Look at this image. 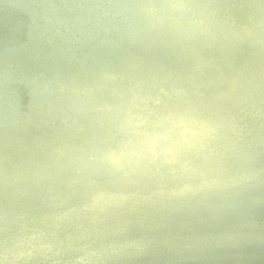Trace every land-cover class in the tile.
<instances>
[{
    "label": "bare ground",
    "instance_id": "1",
    "mask_svg": "<svg viewBox=\"0 0 264 264\" xmlns=\"http://www.w3.org/2000/svg\"><path fill=\"white\" fill-rule=\"evenodd\" d=\"M240 56L252 83L243 79L223 90L201 84L209 58L232 65ZM263 71L264 0H0V240L16 242L10 251L0 247V264H143L145 248L160 241L141 240L179 234L173 224L177 214L189 215L184 207L192 206L181 199L193 191L192 177L167 170L158 177L169 188L149 183L121 191L137 176L129 166L145 165L139 155L159 132L166 139L157 143L156 158L186 162L210 180L256 170L257 158L264 160ZM153 90L179 97L148 116L151 110L133 105L128 94ZM118 96L139 118L123 115ZM170 117L188 120L170 126ZM102 185L111 192L94 196ZM200 186L208 195L219 192L199 204L219 221L202 218L193 230L247 221L228 250L264 264V212L255 191H264V178L250 188ZM246 202L255 207L248 218ZM229 210L236 216L227 223L218 212ZM161 219L170 223H148ZM14 223L32 239H12Z\"/></svg>",
    "mask_w": 264,
    "mask_h": 264
},
{
    "label": "water",
    "instance_id": "2",
    "mask_svg": "<svg viewBox=\"0 0 264 264\" xmlns=\"http://www.w3.org/2000/svg\"><path fill=\"white\" fill-rule=\"evenodd\" d=\"M242 36L247 37L246 34H242ZM244 57H246V55H244ZM244 59L245 58H241L240 56L238 61H236L232 65H229L221 63L214 57L209 58V61L207 63V75L205 76L201 84H203V86L205 87H213V89L215 88L217 90H223V88H227L235 84L237 81L243 79L252 83L255 77L244 74V71L249 67V65L244 61ZM260 75V77L264 80V73H260ZM75 85L80 86L78 84ZM150 86L151 88H153V85ZM153 92L154 93L145 95L143 97H140L136 92H130L128 95L130 100L135 103L133 105L141 107L146 111L151 110L152 113L148 116H152L156 112L164 111L166 109V101L168 99L179 97L178 95L173 93L175 91L157 93L153 90ZM117 100V104L115 103V105L119 107L124 116L131 119L139 118V114L136 111H131L124 106L122 97L118 96ZM237 117L241 120L245 119L246 116L243 113H237ZM187 120L188 119L186 118L170 117L166 120V123L172 126L174 124H184L187 122ZM211 127L217 133L221 134L222 136H225V134L218 129L216 124H212ZM133 132L135 134L138 133L136 131ZM260 136L264 146V133H262ZM165 139L166 137L163 133L156 132L153 134L150 140V150L143 151L139 155V158L144 159L145 165H147L149 168L146 169L145 165L140 164L138 161H134L129 166V169L133 172H137V176L129 184V186L122 188L121 191H127L134 185H136L139 189L142 185H147L149 183H152L156 187L160 186L163 188H169L168 183L162 182L158 177L160 176L161 178L167 170L170 171L171 174L173 173L174 176L178 179L188 174L192 177V179L190 182H188L187 186L190 185V187L193 188V191H190L188 194H186L185 197L182 196L181 202H184L186 205L192 207L183 206L189 212L188 217H184L180 214H177V216L175 217V221L178 222V224L174 222L173 225H178L176 226V229L179 234H160L151 239L141 240L145 242V245L152 241H160L159 244L149 249L145 248V253H142L141 255V257L143 258L142 263L149 264L150 262L156 260L158 264H261L255 260L256 258L241 254V252L237 248H233V251L228 250L229 242H231L233 238H237L233 237L232 234H235L238 231V228H242L246 223H248L247 221L237 222L233 225L231 224L227 227L219 229L216 232H208V229L196 232L195 230H193L192 222H197L202 218L209 219L210 215H207L206 211L199 207V204L206 205L205 202H208L210 204V201L215 200L214 196L219 194L218 192L213 195H208L207 189L201 187V184L210 185V187L207 188H220V190L222 188H226V186H229V184H242L250 188L252 186V181L259 180L261 182V180L264 178V160L257 158V163H259V167L249 174H237L234 176H230L231 174H219L222 176H219L214 180H210L208 179V177H206L209 176L208 173L196 170L189 166V164H187L186 162H182L181 160L175 162L167 159L156 158L155 151L157 148L155 147L158 142ZM183 146H185L189 150H192V146L194 145L190 142V139H186L183 141ZM214 149H216V147ZM139 158H136L135 160H139ZM98 169L106 173V170L108 168H105L104 166H98ZM150 169H153L154 173L147 174ZM203 170L207 172L211 171L212 165L210 163L203 164ZM111 190V188L102 185L98 191L94 192V196L108 194L111 192ZM242 190L247 189L243 188ZM255 191L256 201L258 200L261 204L260 211L262 213L264 212V191L261 187H257ZM140 193L142 197H147L148 193L146 191L143 192V190H141ZM174 198L179 200L181 196H176ZM132 206L133 205L131 203L127 204V207L132 208ZM254 208L255 207L249 202L244 203L243 216L248 218L251 215V212L254 211ZM73 209L77 210V206L75 204L73 206ZM142 213L143 212H138L137 215H141ZM219 213H221L223 216L224 214H227V216H229V220H226L227 223L232 221L236 216L234 210H229V212L226 213L219 211L218 214ZM143 214L146 215L145 213ZM194 216L195 218L193 219ZM121 221L126 222L124 218H121ZM218 221V218H212L208 220V222L212 224H216L218 223ZM148 223L151 224V226L165 223L169 224L170 220L161 219L155 224H152L151 221H148ZM133 224L136 226L135 229H146L139 222H135ZM140 226L143 227L140 228ZM34 227L40 228L39 225ZM8 229L13 231L12 236H10L12 237V239L21 238L23 240L21 242L24 243L28 242L33 237L29 230H24L25 226L22 224L14 223L11 227H8ZM34 230H36L34 232L35 234L42 231L38 229ZM181 238L183 242L191 244L193 247L191 249H185L181 242L175 245L176 242L181 241ZM15 246L16 242L8 241L4 243L3 239L0 240L1 248L5 247L7 250L10 251L13 250ZM113 250L115 249L112 247V251ZM231 253H234L235 255L230 256ZM79 254L80 252L78 253V255ZM54 264H56V262H54Z\"/></svg>",
    "mask_w": 264,
    "mask_h": 264
}]
</instances>
